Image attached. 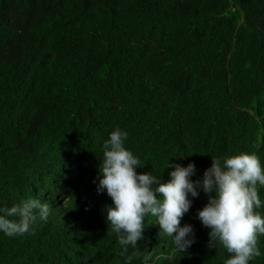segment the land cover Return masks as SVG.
Masks as SVG:
<instances>
[{
  "label": "trees",
  "instance_id": "trees-1",
  "mask_svg": "<svg viewBox=\"0 0 264 264\" xmlns=\"http://www.w3.org/2000/svg\"><path fill=\"white\" fill-rule=\"evenodd\" d=\"M116 126L137 172L164 181L170 162H194L193 180L237 151L264 162V0H0V206L52 209L29 234L0 233V264H125L97 192ZM207 202L201 190L181 221L195 232L186 252L154 217L140 250L155 264H223L197 216Z\"/></svg>",
  "mask_w": 264,
  "mask_h": 264
},
{
  "label": "clouds",
  "instance_id": "clouds-1",
  "mask_svg": "<svg viewBox=\"0 0 264 264\" xmlns=\"http://www.w3.org/2000/svg\"><path fill=\"white\" fill-rule=\"evenodd\" d=\"M127 130L116 126L102 144V158L97 177V192L107 193L112 203L105 206V218L121 246L125 264H155V254L141 251L146 219L154 217L159 237L171 239L177 252H186L195 243L194 226L181 221L189 212L193 198L201 190L208 202L198 210L203 226L210 229L209 247L217 244L227 250L223 264H251L264 255L258 247L264 236V162L254 152L237 151L213 158L202 178L193 180L196 164L184 166L170 162L169 179L164 181L152 172H137L140 159L129 148ZM95 182V181H94ZM214 193V194H213ZM48 202L37 197L21 199L12 206H0V233L8 237L34 231L39 222L51 215ZM131 249V251H130Z\"/></svg>",
  "mask_w": 264,
  "mask_h": 264
}]
</instances>
